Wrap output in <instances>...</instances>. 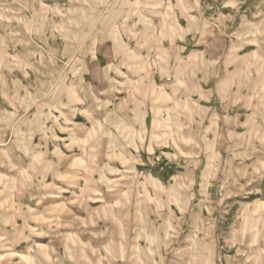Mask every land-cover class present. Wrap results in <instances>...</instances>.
Listing matches in <instances>:
<instances>
[{
    "label": "rangeland",
    "instance_id": "1",
    "mask_svg": "<svg viewBox=\"0 0 264 264\" xmlns=\"http://www.w3.org/2000/svg\"><path fill=\"white\" fill-rule=\"evenodd\" d=\"M0 264H264V0H0Z\"/></svg>",
    "mask_w": 264,
    "mask_h": 264
}]
</instances>
